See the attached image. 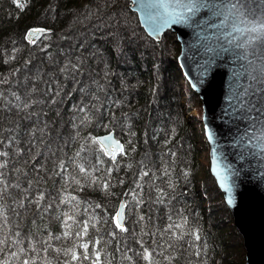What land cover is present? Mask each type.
Segmentation results:
<instances>
[{
    "label": "trees",
    "instance_id": "obj_1",
    "mask_svg": "<svg viewBox=\"0 0 264 264\" xmlns=\"http://www.w3.org/2000/svg\"><path fill=\"white\" fill-rule=\"evenodd\" d=\"M21 3L25 5L23 9L18 8L13 0H0V73L8 76V82L0 85V90L15 103L9 95V89L18 91L23 99H28L25 92L34 85L36 90L31 99L42 100L43 103H35L19 113L15 109L0 111V131H3L2 138L7 139L10 133L4 130L14 129L19 147L24 149L20 156L14 152L16 145L7 149L9 163L6 179L9 182L19 179L27 187L23 174L14 173L13 168L19 167L32 177L35 175L34 169L43 164L40 171L43 180L39 184L34 183L30 191L34 192L38 188L45 190V201L40 206L41 210L37 211L35 204H28L25 200V207L16 209L20 213L17 216L11 205L13 198L21 194L11 188L0 204L4 205L8 227L12 231L31 234L37 241L46 239L49 234L53 235L52 247L46 252L41 251L39 256H35L29 251L27 255L35 256L36 264H47L49 261L50 264H64L65 261H70V264H91V259H83V249L79 245L103 237L98 246L102 251L103 264H147L136 255L137 251H142L136 241L142 239L145 247L152 246L151 233L162 230L168 223L165 214L167 208L174 219H177V210L182 209V215L188 219L185 231L198 229L201 240L194 241V238L185 236L183 241L164 251L163 255L158 254L162 249H157L153 255L159 264H244L242 235L234 225L232 212L210 174L208 164L202 161L203 156L208 159L209 150L203 123V102L178 65L180 44L175 33L168 30L160 40L149 36L141 27L137 14L129 8V0H21ZM31 27L50 29V39L41 37L36 45L28 44L24 35ZM44 44L50 45L47 50L51 54L50 59L47 53L40 51ZM14 47L20 49L15 53L16 59L4 63ZM77 56L83 64L82 74L77 75L78 83L74 87L73 81L65 80L57 69L66 59L75 63ZM26 60H31V64H26ZM34 66L43 69L39 80L31 78ZM15 69H19V72L11 75ZM49 73L59 79L62 89L55 97V103H50L52 96L47 94L51 82ZM25 76L29 77L27 81L24 80ZM93 80L104 85L103 91L98 89ZM81 88L86 89L83 95ZM92 93L99 97L98 101H90L89 95ZM81 99L85 104L103 106L93 112L91 123L73 129L72 117L75 113L72 105ZM4 103L0 100V105ZM192 108L193 114L189 112ZM112 113H115L114 118ZM109 121L111 124L106 130L103 125ZM45 122L47 128L41 135L39 129L44 127ZM32 127L37 129L34 139L36 147L29 153L31 145L26 141L30 136L25 133ZM113 130L125 145L128 155L117 157V167L100 153L104 163L97 165L100 171L92 173L93 176H106V169L112 167L109 184L111 194H108L101 190L99 183L88 186L89 178L79 173L78 166L83 164L91 170L90 162L96 164L97 146L86 142L89 135L98 136ZM77 131L79 136L71 140ZM65 139L69 140L68 144L64 143ZM49 145L56 152L55 156L47 150ZM81 145L88 150L76 156ZM133 147L135 151H131ZM169 149L175 152V157L171 156ZM60 160L66 162L70 174L68 194L78 197L82 203L77 209H73L71 204H60L57 208V199L42 217L44 208L50 202L48 197L56 195L57 187L62 183L60 176L53 174L54 161L58 164ZM141 161L151 171L140 181L143 192L136 189L138 198L144 201L137 205L131 195L125 196L124 193L135 186ZM129 164L131 168L127 167ZM164 168L169 169L170 177L162 176ZM153 172L162 177L155 180V184L168 194L164 204L153 203L157 195L152 184ZM71 176L85 185L82 191L74 190L77 186L72 183ZM169 179L175 186L174 190L168 187ZM120 180L124 181L122 185ZM173 196L175 199H172ZM122 200L129 202L125 209V226L129 228L127 233H120L111 219ZM95 204L102 205V208H95ZM64 212L74 213L76 221L90 220L93 216L99 219L90 220L87 235L78 238L75 235L78 228L73 221H68L70 229L65 228ZM140 215H144L145 219L136 223ZM3 223L0 218V224ZM141 227L148 235H134L133 230L139 233ZM66 230L72 233L70 237L55 239ZM112 231L117 232L115 238L108 235ZM155 239L162 243V239L168 240V234L161 238L157 232ZM190 242L203 245L201 256H196L195 249L188 247ZM27 243L25 240V246ZM36 247L40 249L46 246L38 243ZM57 248H74L81 259L71 261L70 256L54 251ZM127 248L135 250L127 253L133 257L132 261L124 258ZM96 249L97 246L90 243L88 254L93 259ZM7 255L6 247L0 259ZM165 256L172 259L166 260ZM24 258L26 256L22 254L20 260ZM13 264H18V261L14 260Z\"/></svg>",
    "mask_w": 264,
    "mask_h": 264
},
{
    "label": "snow or ice",
    "instance_id": "obj_2",
    "mask_svg": "<svg viewBox=\"0 0 264 264\" xmlns=\"http://www.w3.org/2000/svg\"><path fill=\"white\" fill-rule=\"evenodd\" d=\"M13 3L17 5L18 8L23 9L24 4L21 3V0H13ZM133 3H137L145 16V22L149 25L151 29V34L154 36H159L162 29L173 24H187L190 28L194 30V34L198 40L203 41L202 47L206 54L204 63L201 65L205 70L210 68L211 65L217 60H223L225 56L228 57V62L231 63L234 67L232 68V75L230 77L229 89L227 94V100L231 102V112L230 115L233 117V120H239L245 124L243 129V134L236 137V143L240 145V156L239 159H244L246 156L250 155L252 157H261L264 159V0H133ZM50 29H45L42 27L30 28L24 35V39L30 45H36L40 41L41 37H44L45 40L50 39ZM211 34H207V33ZM15 43V42H13ZM49 44H44L40 51L47 53V58H51V54L47 52ZM19 48H13L11 54L3 61L4 63H9L12 60L16 59L15 53L19 52ZM76 62L73 63L71 60H65V62L58 67L57 71L65 80L71 79L73 85L78 83L76 77L78 74H82L83 61L79 56L75 58ZM26 64H31V60H26ZM32 71L34 75L31 77L33 80H39L42 78L43 69L39 66H34ZM19 72V69L13 70L11 75H15ZM50 83L48 84V95L52 96L50 103H55V97L60 94L61 85L57 77H54L52 73H49ZM107 76V73H105ZM28 76L24 77V80L27 81ZM8 82V76L4 73H0V85H3ZM94 84H97L98 89L103 91L104 85L99 84L98 81L93 80ZM53 85H55V91H53ZM195 86V85H193ZM35 86L33 85L30 89H27L25 96L28 99H23L18 91H12L9 89V95L14 98L15 103L5 94L3 90H0V100L5 101L4 104L0 105V111H11L15 109L17 113L26 111L32 107L35 103H43V101H36L31 99L32 94L35 92ZM85 88H81V94L85 93ZM90 101H98L99 97L92 93L89 95ZM118 103V102H112ZM103 105H97L96 103L85 104L83 100L77 104L72 105V110L75 115L72 117V128L78 129L80 125L91 123V120L94 119L93 112L99 111V107ZM107 111V109H106ZM227 111V109H226ZM114 118L115 113H112ZM79 121V123H77ZM111 121L104 124V128L107 130ZM47 128V123L43 128H40L39 131L41 135L44 134ZM10 133L7 139L2 138L3 131H0V201L4 200L5 193L9 192L11 188H15L21 194L18 198H13L12 200V210L19 216L20 213L16 211L17 208L23 209L25 207V200L28 204H35L37 206V211H40L42 202L45 201V190L36 189L34 192L30 191L33 189V184H39L43 177L40 175V171L43 169L44 165H38L35 169V175L29 177V174L26 171H23L19 167H14L13 172L20 174L22 173L27 187H24L17 179L15 182H9L6 179V170L8 168V157L9 152L7 149L16 145L14 152L17 156L23 155L24 149L19 147V141L16 139V132L14 129H5ZM37 129L32 127L26 132V135H29L30 138L26 141L27 144H30L31 147L28 148L29 153L32 152V149L36 147L34 143L35 134ZM79 136L77 131L74 136L71 137V140H75ZM208 138L212 139V133H208ZM87 143L97 146V156L96 164H91L90 168H85L83 164L78 166L79 173L85 175L89 178V185H96L99 183L101 190L105 193L111 194L109 190V184L111 182L112 167L106 169V176H93V172H98L100 169L97 165H102L104 161L100 158V153L104 156H107L112 164L119 166L118 156H127L128 152L125 150V145L120 142L119 139L115 138V132L109 131L106 135L102 137L92 136L91 134L87 138ZM65 144L69 143L68 139H65ZM130 144L131 141H128ZM48 151L52 153L53 156L56 155V152L52 150V146H48ZM83 145L76 152V156H80L81 152L87 151ZM135 151V147L131 149ZM172 157H175V152H172L169 149ZM216 149H213V167L212 172L217 176L219 180L220 187L223 188L228 195V203L231 205L233 203L232 199V185L229 184V177L221 174V170L216 165L215 160ZM37 155L39 152L37 151ZM71 159V158H70ZM28 161H25L27 163ZM55 167L53 169V174L60 176L62 181L61 185L57 187L56 195H50L48 197L49 203L44 208L43 214L52 208V204L58 199L59 208L60 204H71L73 209L79 208L81 201L78 197L68 194V168L65 166L66 162L60 160L58 164L54 161ZM141 170L134 181V187L129 191L125 192L124 195H131L132 200L135 201L137 205L144 203L143 200L138 198V193L136 189H140V192H143V185L140 181L144 177L149 175L151 171L150 168L144 163L140 162ZM127 167L131 168L132 165L129 164ZM147 169V170H146ZM64 173L66 175H61ZM162 176H169L170 171L168 168H164L162 171ZM185 176L187 173L185 172ZM162 179L161 176H156L153 172L152 184L157 193L153 203L164 204L165 199L167 198V193L159 185L155 184V180ZM71 181L77 186L74 190L82 191L85 185L81 184L80 180L75 176H71ZM122 185L123 180L119 181ZM168 187L174 190L175 186L173 185L171 179L167 181ZM172 199H175L173 196ZM128 201L122 200L119 204V210L111 217L112 222L116 229L120 233H127L129 228L125 226V209L128 207ZM170 203V200H169ZM92 205H89L91 207ZM95 208H102V205L95 204ZM87 211V208L85 209ZM106 211V210H105ZM166 218L168 223L164 228L157 229L161 238L165 234H168V240H163L162 243H158L155 239L157 232H152L153 237L152 246L145 247L144 241L138 239L136 243L140 245L142 251H137L136 255L140 256L143 261H146L147 264H159L155 260L153 255L154 252H157V249H162L158 252L159 255H163L164 251L169 248H174L183 241L185 236H190L194 238V241H200L201 235L198 229H188L185 231V228L188 224V219L186 216L182 215V209H178L176 212L177 219H174L173 214L170 209L166 208ZM66 217L63 221L65 228L70 229L71 225L68 224V221H73L78 228L75 235L78 238H82L87 235L89 229V223L91 221H97L98 217H91L90 220L76 221L75 214H69L68 212L62 213ZM0 218L3 219L4 223L0 224V254L5 252V248H8V255L0 259V264H13V261H18V264H36L35 256H39L41 251L46 252L48 248H51V241L53 240V235L49 234L46 239L40 241L34 240L31 237V234H22L20 230L12 231L8 227V217L4 211V205L0 204ZM59 218V217H57ZM144 215H140L136 223H141L144 221ZM151 219V217H149ZM33 226H35V220L33 221ZM94 226V225H93ZM19 229V225H17ZM7 233V234H4ZM134 235L143 236L148 235L144 231V228L141 227L139 233H136L133 230ZM72 233L70 231H65L62 236L58 235L55 239L59 240L62 238L70 237ZM109 236L115 238L117 232L112 231L108 233ZM25 240L28 241L27 246H25ZM103 237L97 238L92 242H85L79 245L83 249V259H91V264H103L101 260L102 251L99 249ZM44 245L38 249L37 244ZM90 243H93L97 246V249L94 251V259L89 256L88 249ZM126 243V242H125ZM188 247L195 249V255L201 256V249L203 245H196L195 243H188ZM119 247L117 251H119ZM34 253L35 256H28L29 253ZM58 254L63 253L64 256H70L71 261H78L81 259V256L77 254L74 248L68 249H54ZM135 251L132 248H127V251L124 253V258L132 261L133 257L129 256L127 253ZM24 254L26 258L20 260L21 255ZM166 260H171L172 257L165 256ZM50 264V261L47 262ZM64 264H70V261H65ZM110 264V262H108ZM203 264V262H202Z\"/></svg>",
    "mask_w": 264,
    "mask_h": 264
},
{
    "label": "water",
    "instance_id": "obj_3",
    "mask_svg": "<svg viewBox=\"0 0 264 264\" xmlns=\"http://www.w3.org/2000/svg\"><path fill=\"white\" fill-rule=\"evenodd\" d=\"M129 8L137 14L141 27L152 38L160 40L168 30L175 33L180 44L178 65L185 79L192 89L198 92L203 102V123L209 143V171L232 212L235 227L242 235L245 249L244 264H264V159L250 155L244 159L238 158L241 152L236 137L243 134L245 124L233 120L230 115L231 102L227 100L234 66L225 56L223 60L217 59L205 70L201 65L210 54L204 52L203 41L197 39L192 28L187 24H173L162 29L157 37L151 34L139 5L129 0ZM209 132L212 133L211 140L208 138ZM107 133L99 134L97 137ZM115 138L119 139L116 135ZM120 142L123 143L121 140ZM214 148L216 165L222 175L229 177L228 182L232 185L231 205L228 203L229 194L220 187L217 176L212 172Z\"/></svg>",
    "mask_w": 264,
    "mask_h": 264
},
{
    "label": "rangeland",
    "instance_id": "obj_4",
    "mask_svg": "<svg viewBox=\"0 0 264 264\" xmlns=\"http://www.w3.org/2000/svg\"><path fill=\"white\" fill-rule=\"evenodd\" d=\"M182 83V82H180ZM191 114H193V110L191 109V111H189ZM202 161L204 164H209V160L207 158H205L204 156L202 157Z\"/></svg>",
    "mask_w": 264,
    "mask_h": 264
}]
</instances>
